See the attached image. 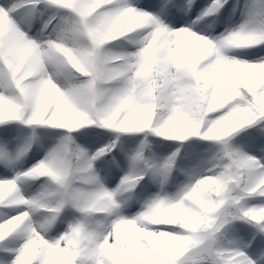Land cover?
<instances>
[{"label":"snow or ice","instance_id":"1","mask_svg":"<svg viewBox=\"0 0 264 264\" xmlns=\"http://www.w3.org/2000/svg\"><path fill=\"white\" fill-rule=\"evenodd\" d=\"M0 264H264V0H0Z\"/></svg>","mask_w":264,"mask_h":264}]
</instances>
